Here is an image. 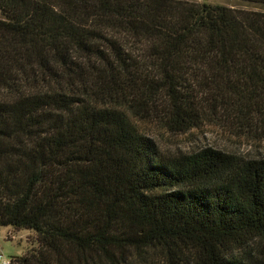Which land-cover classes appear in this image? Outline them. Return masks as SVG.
Wrapping results in <instances>:
<instances>
[{
    "label": "trees",
    "instance_id": "obj_1",
    "mask_svg": "<svg viewBox=\"0 0 264 264\" xmlns=\"http://www.w3.org/2000/svg\"><path fill=\"white\" fill-rule=\"evenodd\" d=\"M228 1L0 0V226L37 242L10 264H264V160L136 121L264 126V0Z\"/></svg>",
    "mask_w": 264,
    "mask_h": 264
},
{
    "label": "rangeland",
    "instance_id": "obj_2",
    "mask_svg": "<svg viewBox=\"0 0 264 264\" xmlns=\"http://www.w3.org/2000/svg\"><path fill=\"white\" fill-rule=\"evenodd\" d=\"M200 3L223 4L234 7L252 8L243 2L228 0H185ZM137 126L142 133L153 137L159 148L172 155L196 153L203 148L212 147L228 153H234L250 159L264 160V126L245 123L235 114L216 113L207 119L203 125L191 128L186 132H176L166 127L161 119L137 118ZM35 234L28 230H14L11 227L0 226V254L11 261L12 257L27 256L36 250ZM67 255L70 252L64 249ZM98 264H109L104 256L93 255ZM74 263L78 264L74 255ZM136 264H160L155 258L137 259Z\"/></svg>",
    "mask_w": 264,
    "mask_h": 264
},
{
    "label": "built area",
    "instance_id": "obj_3",
    "mask_svg": "<svg viewBox=\"0 0 264 264\" xmlns=\"http://www.w3.org/2000/svg\"><path fill=\"white\" fill-rule=\"evenodd\" d=\"M0 264H10V260H8L3 254H0Z\"/></svg>",
    "mask_w": 264,
    "mask_h": 264
}]
</instances>
